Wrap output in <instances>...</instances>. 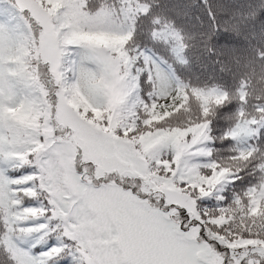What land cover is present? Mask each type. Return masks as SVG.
<instances>
[{
  "label": "snow or ice",
  "instance_id": "6c2138e0",
  "mask_svg": "<svg viewBox=\"0 0 264 264\" xmlns=\"http://www.w3.org/2000/svg\"><path fill=\"white\" fill-rule=\"evenodd\" d=\"M0 264H264V0H0Z\"/></svg>",
  "mask_w": 264,
  "mask_h": 264
}]
</instances>
